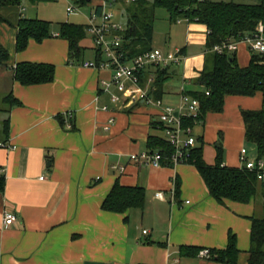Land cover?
<instances>
[{
    "label": "crops",
    "instance_id": "1",
    "mask_svg": "<svg viewBox=\"0 0 264 264\" xmlns=\"http://www.w3.org/2000/svg\"><path fill=\"white\" fill-rule=\"evenodd\" d=\"M103 1L92 0L87 16ZM121 1L107 6L120 23ZM35 4L24 0L0 7V45L8 52L0 60V96L13 94L19 100L10 112L8 136L0 140L14 145L0 147V264H224L200 252L225 248L230 233L240 249L236 264H248L251 217L260 211L254 201L220 203L189 160L153 165L131 158L152 151L151 136L164 138L160 108L133 96L141 87L155 99L180 106L183 94L202 90L194 79L208 54L206 26L177 21L187 24L185 45L174 47L184 48V58L172 64L174 76L156 97L152 74L141 81L150 65L140 72L138 85L128 80L123 88L116 83L103 86L102 80L112 79V70L83 64L100 60L89 31L80 41L87 47L84 59L69 55V41L60 35V26L52 24L51 36L41 41L31 37L18 49L21 17L40 18ZM234 53L240 65L249 63L247 44L240 43ZM20 62L52 64L53 80L21 83L15 77ZM262 102V92L227 95L221 111L208 112L195 125L197 145L203 146L208 164L216 162L218 147L228 166H240L243 147L253 146L252 154L257 153L246 140L242 111L259 109ZM110 118L114 123L106 130ZM117 180L144 188V208L121 213L103 207ZM7 212L17 215L10 225L4 222ZM190 246L201 250L193 253Z\"/></svg>",
    "mask_w": 264,
    "mask_h": 264
},
{
    "label": "trees",
    "instance_id": "2",
    "mask_svg": "<svg viewBox=\"0 0 264 264\" xmlns=\"http://www.w3.org/2000/svg\"><path fill=\"white\" fill-rule=\"evenodd\" d=\"M24 0H0V7L5 5H21ZM32 1V0H31ZM38 1V0H33ZM92 0H73L79 7L88 5ZM123 2V1H122ZM127 2V1H126ZM125 5L121 15L124 29L122 49L127 58L144 54L153 46V29L155 8L164 7L170 12L172 21L186 19L192 23L206 26L207 40L205 65L195 77V82L202 85L200 91L191 95L200 100L199 121H203L208 112L221 111L227 95L253 96L262 92L263 102L259 109H244L246 140L253 144L259 156H264V53L251 52L247 65L238 62L237 55L232 52L218 53L213 50L216 44L225 41L240 40L245 34L255 30L259 23L264 24V0L253 2H236L233 0H135ZM101 10V6L97 7ZM51 21L41 18L21 17L17 25V48L27 46L29 39L38 41L51 36ZM87 24L64 21L60 23V35L69 41V55L80 59L87 47L80 41L86 37ZM184 48L180 49L182 52ZM8 56V52L0 45V60ZM172 65L153 66L142 72L141 81L154 75L155 96L159 97L165 83L174 76ZM154 67V68H153ZM54 66L46 63L20 62L15 69V77L23 84L49 82L54 78ZM153 72V73H152ZM209 92V93H207ZM19 100L13 94L0 96V140H6L10 127V112ZM198 121V122H199ZM192 123V121H188ZM151 150L159 149L172 153L174 148L163 137L149 138ZM156 147V148H155ZM203 146H196L189 161L193 162L201 173L210 194L220 203L232 200L242 203L254 201L259 208L251 217V247L248 264H264V180L250 170L228 166L223 163L222 149L218 147L216 162L208 164L203 158ZM180 184L176 182V193ZM4 189V176L0 173V191ZM145 190L140 185H123L116 181L105 197L103 207L116 212H127L131 208H144ZM199 252L200 247H187ZM209 257L224 264H236L240 249L234 233L229 234V243L223 249L210 248Z\"/></svg>",
    "mask_w": 264,
    "mask_h": 264
},
{
    "label": "built area",
    "instance_id": "3",
    "mask_svg": "<svg viewBox=\"0 0 264 264\" xmlns=\"http://www.w3.org/2000/svg\"><path fill=\"white\" fill-rule=\"evenodd\" d=\"M110 1L112 2V0H104L100 11L95 9L88 15L87 28L93 38L95 48L100 54V60L85 61L83 63L87 67L112 70V79L110 81L102 80L103 86L116 83L120 88H123L125 81L128 80L138 85L140 82L139 74L147 66L165 67L173 63H179L184 58L180 49L165 52L158 47L136 57L127 58L122 49V35L119 32L124 29V25L114 19L113 11L107 7ZM126 1L132 2L135 0ZM76 9L80 8L77 5H68V15L75 12ZM240 43L247 44L251 52L264 53V24L259 23L254 31L245 34L240 40H230L216 44L213 50L221 54L232 53L237 50ZM154 79V75H151L150 81H154ZM133 99L160 108L159 118L164 131V138L174 148V151L172 153L161 150L144 151L132 154L131 158L153 165H161L167 160L175 164L188 161L192 157L193 150L198 142L195 125L199 121L200 100L190 94H183L181 105L175 106L166 103L163 99L153 98L149 92L141 87H139L138 93L133 96ZM104 108L107 109V106ZM189 120L192 123H189ZM113 123L114 119L110 118L104 128L109 130ZM3 146L13 147L14 145L0 141V147ZM239 161V167L255 172L260 179L264 180V156H259L257 153L253 155L247 147H243L239 153ZM120 169L124 170V167L121 166ZM0 172H3V169H0ZM157 195L161 196L162 192L157 193ZM16 219L17 215L15 213L7 212L4 222L6 225H10ZM200 253L201 255H208L209 251L203 250Z\"/></svg>",
    "mask_w": 264,
    "mask_h": 264
},
{
    "label": "rangeland",
    "instance_id": "4",
    "mask_svg": "<svg viewBox=\"0 0 264 264\" xmlns=\"http://www.w3.org/2000/svg\"><path fill=\"white\" fill-rule=\"evenodd\" d=\"M122 1L119 3V5H117V8H121L122 10H124L125 5L132 4L128 1ZM233 1L253 2L254 0ZM70 4L76 5L74 4L73 0H38L36 1L34 9H36L35 11L38 17L51 21L52 28H59L60 23L64 21L86 25L88 23V16L86 12L91 10L90 6H78L80 9H76L75 12L68 15L67 6ZM79 10L81 11L79 12ZM115 11H117L118 15L120 16L118 9H115ZM154 14L153 46H157L159 48L161 47V49L163 48V50L168 52L169 50L174 51V47L185 45L186 38L188 36L186 22L178 23L177 21H171L170 12L164 7H156ZM120 18L122 19V15ZM122 20L125 21L126 16H123ZM82 58L84 59L85 57L83 56ZM86 58H90V55ZM252 148L248 149L253 153L254 150Z\"/></svg>",
    "mask_w": 264,
    "mask_h": 264
}]
</instances>
